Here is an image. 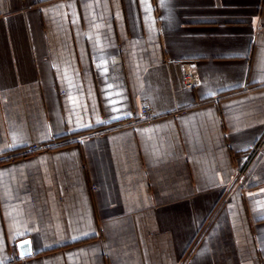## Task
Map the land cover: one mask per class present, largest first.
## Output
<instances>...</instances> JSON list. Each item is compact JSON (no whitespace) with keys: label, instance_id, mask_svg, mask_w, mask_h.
I'll return each instance as SVG.
<instances>
[{"label":"crops","instance_id":"1","mask_svg":"<svg viewBox=\"0 0 264 264\" xmlns=\"http://www.w3.org/2000/svg\"><path fill=\"white\" fill-rule=\"evenodd\" d=\"M0 264H264V0H0Z\"/></svg>","mask_w":264,"mask_h":264},{"label":"built area","instance_id":"2","mask_svg":"<svg viewBox=\"0 0 264 264\" xmlns=\"http://www.w3.org/2000/svg\"><path fill=\"white\" fill-rule=\"evenodd\" d=\"M182 80L187 88H193L200 83V75L197 71L191 68H185L182 73ZM139 114L143 119H151L155 116L154 110L147 104L141 106ZM46 148V145L33 142L27 145L25 150L27 152H36L45 150Z\"/></svg>","mask_w":264,"mask_h":264},{"label":"water","instance_id":"3","mask_svg":"<svg viewBox=\"0 0 264 264\" xmlns=\"http://www.w3.org/2000/svg\"><path fill=\"white\" fill-rule=\"evenodd\" d=\"M19 244L22 247L21 255H25V254L29 253V250L26 249L29 245V239H24V240L20 241Z\"/></svg>","mask_w":264,"mask_h":264}]
</instances>
